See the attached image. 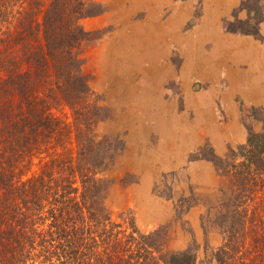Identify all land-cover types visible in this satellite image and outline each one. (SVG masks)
Wrapping results in <instances>:
<instances>
[{
  "label": "trees",
  "instance_id": "1",
  "mask_svg": "<svg viewBox=\"0 0 264 264\" xmlns=\"http://www.w3.org/2000/svg\"><path fill=\"white\" fill-rule=\"evenodd\" d=\"M259 10L241 34L257 35ZM103 12L93 0H0V264H264V127L202 158L222 183L201 218L221 243L205 242L202 260L130 214L112 220L105 174L123 144L98 134L107 111L82 71L81 21Z\"/></svg>",
  "mask_w": 264,
  "mask_h": 264
},
{
  "label": "rangeland",
  "instance_id": "2",
  "mask_svg": "<svg viewBox=\"0 0 264 264\" xmlns=\"http://www.w3.org/2000/svg\"><path fill=\"white\" fill-rule=\"evenodd\" d=\"M93 1L104 12L81 21L92 38L82 71L107 111L98 134L123 144L105 174L112 183L108 212L118 223L130 214L141 233L166 232L170 251L194 246L200 261L205 242L221 243L218 231L205 236L201 224L222 184L202 158L209 150L222 157L245 143L248 129L264 127V20L256 36L240 33L248 28L247 10L264 13V0H226L217 8L214 0ZM177 7L184 12L181 35L209 30L202 44L208 74L183 69L187 58L176 41L156 62L159 73L140 62L156 35L149 24H162Z\"/></svg>",
  "mask_w": 264,
  "mask_h": 264
},
{
  "label": "crops",
  "instance_id": "3",
  "mask_svg": "<svg viewBox=\"0 0 264 264\" xmlns=\"http://www.w3.org/2000/svg\"><path fill=\"white\" fill-rule=\"evenodd\" d=\"M225 1L226 0H214L213 2L217 8L221 4L223 5ZM183 16V10L181 7H177L174 8L172 15L162 24H157L156 22H151L149 24L152 30L155 31L156 35L152 33L149 36V41H146V47L144 48L143 55L140 59L141 63L144 61L149 64L145 69L146 72L151 71L153 74L159 73L160 69L157 68L158 66L155 64L164 54L166 46L172 41H176L181 52L185 54L187 59L185 60L183 69L189 70L192 73L190 75L200 77L203 74H208L210 71L208 65L205 64L206 54L202 50V44L209 36V30L206 25H202L190 35H181L180 24Z\"/></svg>",
  "mask_w": 264,
  "mask_h": 264
}]
</instances>
